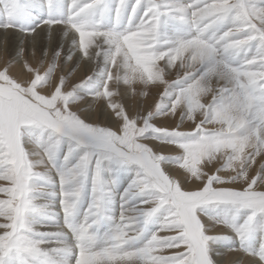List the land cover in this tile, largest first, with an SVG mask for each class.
<instances>
[{
    "label": "snow or ice",
    "instance_id": "6c2138e0",
    "mask_svg": "<svg viewBox=\"0 0 264 264\" xmlns=\"http://www.w3.org/2000/svg\"><path fill=\"white\" fill-rule=\"evenodd\" d=\"M9 29L70 46L0 69V264H264V0H0Z\"/></svg>",
    "mask_w": 264,
    "mask_h": 264
},
{
    "label": "bare ground",
    "instance_id": "6f19581e",
    "mask_svg": "<svg viewBox=\"0 0 264 264\" xmlns=\"http://www.w3.org/2000/svg\"><path fill=\"white\" fill-rule=\"evenodd\" d=\"M63 45L64 52L67 53L69 46H70V38L69 39H62V34L58 32H54L49 38L47 29H45L43 32L40 33V36L37 40V49L35 51V54H33V48H32V42L30 38H27L23 36L22 34L16 32L15 30L9 29L8 31L0 30V69H2L8 62H13L12 72L13 74H18L22 70V64L23 60H28L30 63L33 64V66L36 65L37 61L41 58V49H47L49 52V56L55 48ZM24 48V54L22 58L19 60L17 59V52ZM48 60L45 59L44 65L47 66ZM75 67L74 64H71L70 66H66L63 70L64 71H70V68ZM43 70V69H42ZM61 69H57L56 75H60ZM172 72V70H170ZM81 76V73L79 69H77V72L74 73L70 77V83L76 82ZM147 98V97H146ZM144 97H131L129 100H127L125 103L130 106H135L137 103H140L141 105H146L151 103L152 101L149 99H146ZM145 99V100H144ZM91 106V100L89 99L87 102L81 103V115L91 121H103V116L99 114L97 111H91L89 110ZM96 107V106H92ZM190 127L188 125H182V130H188ZM166 154L171 153V149H165ZM39 170V169H38ZM174 175L176 173H173ZM186 188H191L194 185L185 183L184 185ZM230 252V251H228ZM239 256L236 257L235 255H232L231 258L227 257L226 251L223 253L222 256L216 257V259L219 261V264H240V261L247 260L248 258L245 256H242V254L238 253Z\"/></svg>",
    "mask_w": 264,
    "mask_h": 264
},
{
    "label": "rangeland",
    "instance_id": "374dc122",
    "mask_svg": "<svg viewBox=\"0 0 264 264\" xmlns=\"http://www.w3.org/2000/svg\"><path fill=\"white\" fill-rule=\"evenodd\" d=\"M181 74H182V70H181ZM177 75H178L177 70L173 69L172 72H170V74L168 75L167 78L169 80H175L177 78ZM148 91L150 93L149 96H147V98L146 97H144V98H146V99L150 98V100L152 101V97L155 94L156 89H150ZM206 99H208V98H206ZM178 120H179V116H177L175 118L161 119V120L158 121V123H164V124H167L169 126H174L175 122H177ZM183 125H188L190 127L188 130H190L191 127H192L191 122L187 121V120H185ZM168 154H174L173 150H171V153H168ZM251 174H255V171L253 170V172ZM220 231H221V229L219 227L212 228V233H219ZM226 254H227V257H229V258H231L232 255H235L236 257L239 256L238 252H235V251H230V252L226 251ZM229 264H231V263H229Z\"/></svg>",
    "mask_w": 264,
    "mask_h": 264
}]
</instances>
